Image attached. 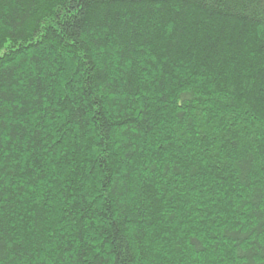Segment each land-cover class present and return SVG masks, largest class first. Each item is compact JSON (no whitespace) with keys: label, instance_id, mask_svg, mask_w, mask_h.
Returning a JSON list of instances; mask_svg holds the SVG:
<instances>
[{"label":"trees","instance_id":"obj_1","mask_svg":"<svg viewBox=\"0 0 264 264\" xmlns=\"http://www.w3.org/2000/svg\"><path fill=\"white\" fill-rule=\"evenodd\" d=\"M0 264H264V0H0Z\"/></svg>","mask_w":264,"mask_h":264}]
</instances>
